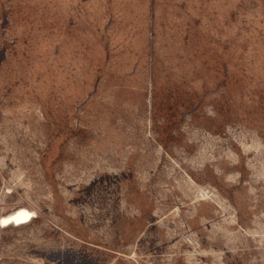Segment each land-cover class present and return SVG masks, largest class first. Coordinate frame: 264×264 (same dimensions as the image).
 Returning <instances> with one entry per match:
<instances>
[{"label":"rangeland","instance_id":"rangeland-1","mask_svg":"<svg viewBox=\"0 0 264 264\" xmlns=\"http://www.w3.org/2000/svg\"><path fill=\"white\" fill-rule=\"evenodd\" d=\"M0 264H264V0H0Z\"/></svg>","mask_w":264,"mask_h":264},{"label":"bare ground","instance_id":"bare-ground-1","mask_svg":"<svg viewBox=\"0 0 264 264\" xmlns=\"http://www.w3.org/2000/svg\"><path fill=\"white\" fill-rule=\"evenodd\" d=\"M33 214L34 212L26 208L20 207L14 210L13 212L2 217L0 220V225L1 227H6L9 225L18 226L30 220Z\"/></svg>","mask_w":264,"mask_h":264}]
</instances>
